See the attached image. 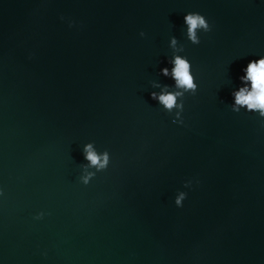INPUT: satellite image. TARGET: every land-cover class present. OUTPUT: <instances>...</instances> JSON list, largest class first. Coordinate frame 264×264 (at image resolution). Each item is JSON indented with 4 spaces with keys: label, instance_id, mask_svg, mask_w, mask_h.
<instances>
[{
    "label": "water",
    "instance_id": "95a60500",
    "mask_svg": "<svg viewBox=\"0 0 264 264\" xmlns=\"http://www.w3.org/2000/svg\"><path fill=\"white\" fill-rule=\"evenodd\" d=\"M261 57L264 0H0V264H264V117L232 110Z\"/></svg>",
    "mask_w": 264,
    "mask_h": 264
},
{
    "label": "clouds",
    "instance_id": "9594fccd",
    "mask_svg": "<svg viewBox=\"0 0 264 264\" xmlns=\"http://www.w3.org/2000/svg\"><path fill=\"white\" fill-rule=\"evenodd\" d=\"M184 24L187 26L186 35L188 40L196 45L200 43L198 32L201 30L204 32L211 30L206 18L199 13L190 12L186 14L184 16ZM140 35L143 36L144 33L141 32ZM177 43V39L172 37L170 40V47L173 49V58L169 61V63L172 64L171 73H169L167 67L161 69V73L164 76L171 75V78L174 80L175 83L172 86L173 90H168L169 86L165 85L159 94L152 92L151 98L153 100H158L169 113L176 110L173 122L179 121L182 123L180 117L184 109L185 93L194 95L198 86L192 74V65L189 60L186 57L176 54L184 51L182 45L177 47ZM243 71L245 75L240 79L246 86L232 93L235 99L232 110L239 112L240 108L244 107L247 111L258 112L261 117H264V57H261L259 60L250 61ZM249 84L250 87L247 86ZM83 155L84 159L87 161V163L83 165L85 170L95 169V171H87L86 175L80 177L81 182L87 185L96 175V172L107 169L110 163V155L107 150L98 152L93 143L84 145ZM185 196V193H181L180 196L176 198L175 203L177 206L182 205ZM42 215L41 213L37 219L41 218Z\"/></svg>",
    "mask_w": 264,
    "mask_h": 264
}]
</instances>
